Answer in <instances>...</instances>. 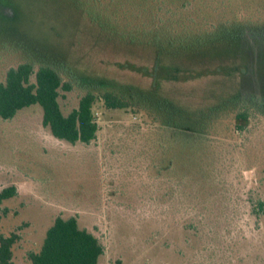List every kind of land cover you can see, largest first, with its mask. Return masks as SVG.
Instances as JSON below:
<instances>
[{
	"label": "rangeland",
	"instance_id": "obj_1",
	"mask_svg": "<svg viewBox=\"0 0 264 264\" xmlns=\"http://www.w3.org/2000/svg\"><path fill=\"white\" fill-rule=\"evenodd\" d=\"M45 1L2 0L0 6L37 13ZM38 23L22 22V27L39 33ZM57 24L52 16L49 25ZM69 25L75 29L69 38L46 42L76 56L90 74L151 85L149 77L125 66L152 67L149 52L101 43L85 22ZM17 62V56L0 50V78ZM238 82L221 75L166 89L188 103L195 95L198 101L209 95L222 99ZM79 99L77 92L66 93L60 99L64 113ZM100 107L98 140L89 146L55 139L43 126L39 107L0 120V193L17 189L1 205L0 235H19L14 264H32L29 254L40 250L59 216H76L100 238L106 248L100 264H264V117L255 116L244 130L235 127L218 140L214 196L201 204L189 185L179 189L171 174H158L160 153L151 142L149 119Z\"/></svg>",
	"mask_w": 264,
	"mask_h": 264
},
{
	"label": "trees",
	"instance_id": "obj_2",
	"mask_svg": "<svg viewBox=\"0 0 264 264\" xmlns=\"http://www.w3.org/2000/svg\"><path fill=\"white\" fill-rule=\"evenodd\" d=\"M45 2L37 13L24 12L18 5L0 6V50L18 57L0 78V120L10 121L23 110L39 107L42 124L55 139L89 146L100 132L97 107L130 111L151 121V142L160 153L158 174H171L179 189L189 185L191 197L201 204L209 201L214 196L218 140L235 127L244 130L251 118L264 117V0ZM49 13L58 29L49 25ZM33 20L42 23L36 24L42 27L39 33L22 27V22ZM60 20L89 24L101 43L149 52L152 67L125 66L149 77L151 85L88 73L76 56L46 42L72 35L73 26ZM221 75L239 81L237 90L222 99L209 95L198 101L195 95L186 103L166 89L167 84L190 86ZM71 92L80 94L79 104L65 114L60 99ZM16 195L14 186L0 193V222L5 215L2 203ZM18 240L17 233L0 235V264H14ZM105 252L100 238L82 228L76 216H59L29 260L100 264Z\"/></svg>",
	"mask_w": 264,
	"mask_h": 264
}]
</instances>
